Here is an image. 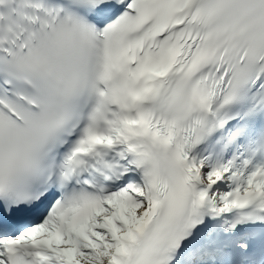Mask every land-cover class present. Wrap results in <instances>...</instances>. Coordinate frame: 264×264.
Returning a JSON list of instances; mask_svg holds the SVG:
<instances>
[{"label": "snow or ice", "instance_id": "6c2138e0", "mask_svg": "<svg viewBox=\"0 0 264 264\" xmlns=\"http://www.w3.org/2000/svg\"><path fill=\"white\" fill-rule=\"evenodd\" d=\"M0 264H264V0H0Z\"/></svg>", "mask_w": 264, "mask_h": 264}]
</instances>
